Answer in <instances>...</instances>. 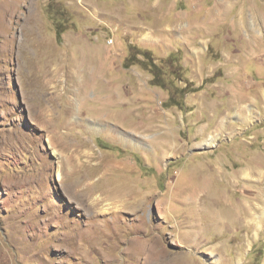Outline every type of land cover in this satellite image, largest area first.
Wrapping results in <instances>:
<instances>
[{
  "label": "rangeland",
  "instance_id": "374dc122",
  "mask_svg": "<svg viewBox=\"0 0 264 264\" xmlns=\"http://www.w3.org/2000/svg\"><path fill=\"white\" fill-rule=\"evenodd\" d=\"M0 16V264H130L148 227L182 264H264V206L261 229L240 218L264 193V0H0ZM77 179L142 209L90 216Z\"/></svg>",
  "mask_w": 264,
  "mask_h": 264
},
{
  "label": "bare ground",
  "instance_id": "6f19581e",
  "mask_svg": "<svg viewBox=\"0 0 264 264\" xmlns=\"http://www.w3.org/2000/svg\"><path fill=\"white\" fill-rule=\"evenodd\" d=\"M14 2V1H13ZM12 2V3H13ZM5 12L4 14L6 16H13L15 13L12 9V5L11 6H6L4 8ZM0 20L1 16H0ZM6 20V19H5ZM38 25V24H37ZM7 26V25H6ZM24 26V25H23ZM5 27V26H4ZM34 32V31H33ZM8 33V32H7ZM9 34V33H8ZM29 34V33H28ZM7 36V35H6ZM24 36V35H23ZM11 37V36H10ZM26 37V35H25ZM26 40V39H25ZM11 41H14V37L11 38H5L4 40V45H9ZM27 41V40H26ZM25 42V41H24ZM28 42V41H27ZM20 43V42H19ZM28 45V44H27ZM22 46H25L24 44H22ZM23 48V47H22ZM7 50V49H6ZM127 115V114H126ZM99 121V120H98ZM147 128V126H146ZM133 130V128H132ZM148 131H151L152 128L148 127L147 128ZM146 130V131H147ZM138 132V131H137ZM139 133V132H138ZM142 135V134H141ZM144 135V134H143ZM146 137H149L148 134L144 135ZM145 138V137H144ZM165 144V143H164ZM90 158V156H87V160ZM87 162V161H86ZM71 165V170L73 168V166L75 165L72 161L70 163ZM76 166V165H75ZM258 167V166H257ZM74 169H76L74 167ZM73 171V170H72ZM258 172V171H257ZM248 174L245 171L242 172V174ZM252 173V172H251ZM251 175V174H249ZM58 178L62 179V174L60 172H58L57 174ZM84 176V175H83ZM247 176V175H246ZM245 176V177H246ZM260 177V175H259ZM78 180V179H77ZM79 182H77V185L79 186L80 184H84L82 190H75L74 192H68V196L70 198H77L79 193H81L85 199V201L88 203V206L91 208V215L90 216H95L97 212L101 211L100 209L103 208V203L106 201H110V203H108L106 205V207H104L103 209H107L109 210L108 212H106L107 214H113L118 216V214L121 213V207L126 205V201L127 198L130 196L132 197L137 204H135L136 208L139 209L141 211L142 209V201H141V197L138 195H135L133 193H127L126 191L122 194H114V196H102V195H95V189L94 187L91 186V184H86L82 183V180H78ZM71 190V189H70ZM260 190V189H259ZM68 191V190H67ZM259 193V192H258ZM262 195H264L263 192H260ZM260 194V196H261ZM259 197H256V202H253V204H250L249 202L242 204L244 205L247 214L244 216V214L242 215L243 220L250 223L253 225L256 224V228H259L260 226V222L261 220H256V218L261 217V213L259 214V211L263 208L264 205H261V199ZM246 197V196H245ZM264 197V196H263ZM248 198V196H247ZM79 200V199H78ZM246 200V199H245ZM263 200V199H262ZM264 201V200H263ZM81 203V202H79ZM260 203V205H259ZM197 208V207H196ZM198 209V208H197ZM194 210V209H193ZM200 210V209H199ZM261 212V211H260ZM246 213V212H245ZM262 219V217L260 218ZM188 221V220H187ZM190 221V220H189ZM143 223V221H141ZM255 222V223H254ZM191 227V229L188 232V235L192 232H196L195 228H193L194 226H197V223H188ZM146 226V225H145ZM261 229V227H260ZM143 237L142 238H131L128 239L127 244L128 245V253L131 256V263L130 264H136V263H140V264H177L182 260L183 258H187L188 257V252L185 251H181L180 252H168L162 248H160L159 246H157V242H156V238L155 236L150 233L149 231V227L147 228L146 232L143 233ZM189 240V238L187 239ZM157 249V250H156ZM190 257V256H189ZM179 261V262H176ZM188 262H190V264H195V260H188ZM181 263V262H180ZM182 264V263H181Z\"/></svg>",
  "mask_w": 264,
  "mask_h": 264
},
{
  "label": "crops",
  "instance_id": "0c3cea01",
  "mask_svg": "<svg viewBox=\"0 0 264 264\" xmlns=\"http://www.w3.org/2000/svg\"><path fill=\"white\" fill-rule=\"evenodd\" d=\"M131 27H132V26L130 25V23H127V24L125 23V28H126V29H131ZM176 32H178V31H176ZM171 48H172V47L167 46V50H169V49H171ZM232 52H233L234 56H238V55L240 54L241 51H240L239 49L235 48V49H233ZM171 53H172V52L169 51L168 54H166L165 56L171 55ZM182 58H183V57H182Z\"/></svg>",
  "mask_w": 264,
  "mask_h": 264
},
{
  "label": "trees",
  "instance_id": "16d2710c",
  "mask_svg": "<svg viewBox=\"0 0 264 264\" xmlns=\"http://www.w3.org/2000/svg\"><path fill=\"white\" fill-rule=\"evenodd\" d=\"M145 53H146V52H144V54H145ZM153 64H155V63H153V62L150 63V65H149L150 68H156V66L153 65ZM151 73H152V79H154V77H155V75H156V72H152V71H151ZM152 83H154L155 85H156V84H159V83H156V82H152Z\"/></svg>",
  "mask_w": 264,
  "mask_h": 264
}]
</instances>
